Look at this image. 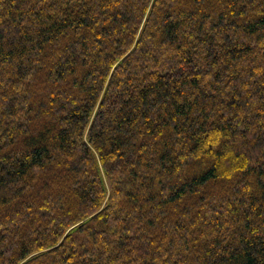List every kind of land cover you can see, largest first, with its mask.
<instances>
[{"label": "trees", "instance_id": "trees-1", "mask_svg": "<svg viewBox=\"0 0 264 264\" xmlns=\"http://www.w3.org/2000/svg\"><path fill=\"white\" fill-rule=\"evenodd\" d=\"M0 264H264V0H0Z\"/></svg>", "mask_w": 264, "mask_h": 264}]
</instances>
